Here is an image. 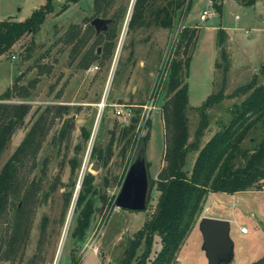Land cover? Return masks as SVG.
I'll use <instances>...</instances> for the list:
<instances>
[{
  "label": "rangeland",
  "instance_id": "obj_1",
  "mask_svg": "<svg viewBox=\"0 0 264 264\" xmlns=\"http://www.w3.org/2000/svg\"><path fill=\"white\" fill-rule=\"evenodd\" d=\"M66 1L52 0V12L32 36L33 45L28 52L25 48L30 36H24L9 53L0 55V93L15 76H21L23 86L36 79L32 88L29 87L31 96L27 103L30 109L1 152L0 167L44 107L59 105L68 108L66 115L57 116L53 109L46 114L41 146L35 153L33 165L20 170V176H25L27 182L30 179L38 181L37 188L33 187L31 201L23 205L18 196L12 197L0 215V264H69L71 257L78 259L79 264H119L127 240L155 210L159 193L153 182L165 166L163 148L168 138L160 107L165 100L167 64L176 56L175 45L184 26L196 27L192 28L194 37L183 55L188 59L182 75L187 89L184 116L188 142L192 141L199 120L195 108L209 94L222 89L223 94L228 95L247 84L255 74L259 76L257 83L264 84V75L260 74L264 63V0H255L251 5L243 4L247 0H220L214 4L213 0H185L176 11L170 29L160 28L146 18L145 25L127 33L126 23L134 0H115L112 10L123 6L126 11L119 25L110 28L115 34L110 53L101 58L106 60L92 63L85 70L76 65L77 60L89 47L93 53L98 49L96 55L101 56L106 38L102 33L94 36L93 29L88 27L92 0L70 1L68 7L60 11ZM165 1L159 0L158 3L164 4ZM43 2L0 0V21L23 20ZM217 4H220L219 12L214 6ZM69 27H73L76 34L64 43L61 38ZM96 37L97 42L91 45ZM73 44L77 46L71 50ZM178 51L182 53V47ZM243 98H224L207 110V126L199 147L227 124L232 106ZM148 105L151 109L144 111L143 106ZM117 109L129 117L135 109L140 110L135 131H140L141 136L148 133L146 145L141 147L136 143L121 154L123 142L116 143L108 164L105 167L98 165L96 172H88V167L96 160L92 148L104 149L109 131L118 135L121 124L114 114ZM68 117L73 124L59 139L58 130ZM80 126L89 131L86 141L80 136ZM262 137L258 128L255 134L248 136L243 147L253 149ZM140 149L144 152L147 177L145 210L113 208L105 217V209L95 212L83 240L77 242L71 232L76 219L74 201L78 190L75 187L83 173L95 175V182L100 186L105 178V194L107 197L115 195L127 162L130 164ZM193 159L194 153L188 152L184 171H190ZM72 185V197L64 204V193L69 192ZM257 189L260 190L253 188L234 195L208 193L201 202L198 218L171 264H206L196 229L199 217L204 215L221 217L229 222L234 258L228 264H252L262 258L264 180L258 183ZM15 205L24 207L23 231L13 250L7 251L5 234L11 225ZM241 227L247 230L246 234L240 232ZM152 239L147 260H151L160 248L158 237L154 235ZM142 252L143 245H140L136 257Z\"/></svg>",
  "mask_w": 264,
  "mask_h": 264
},
{
  "label": "trees",
  "instance_id": "obj_2",
  "mask_svg": "<svg viewBox=\"0 0 264 264\" xmlns=\"http://www.w3.org/2000/svg\"><path fill=\"white\" fill-rule=\"evenodd\" d=\"M70 1L75 2L76 0H67L61 6L60 11H64ZM184 1L166 0L164 4H161L158 3L159 0H134L126 23V33L145 25L146 18L160 28L170 29L174 15L182 7ZM217 1L220 0H213V4ZM254 2L255 0H247L243 4L251 5ZM114 3L115 0H92V14L87 18V22L95 17L107 18L110 22L106 31L102 33L106 38L103 44L104 53L98 56L96 51L95 53L91 51V47L87 48L77 60L76 65L80 69L85 70L92 63L106 60L101 58L110 53L112 39L115 36L110 28L119 25L126 11V7L123 6L119 10H112ZM214 6L219 12L220 4ZM52 9V0H44L43 4L33 9L23 20L0 21V55L9 53L15 43L24 36H30L29 45L25 48L28 52L29 47L33 45L32 36L38 31ZM88 27L92 29L89 25ZM75 31L73 27H69L64 32L62 41L67 43V40L76 34ZM194 32V29L187 27H183L179 31L175 45L176 56L170 59L167 64L165 100L160 109L163 127L168 133V138L163 148L165 166L159 170L157 178L153 182L155 190L159 193L155 210L151 218L145 221L142 227L127 240L119 264H171L181 242L198 218L201 202L208 193L234 195L253 188L259 191L258 183L264 180V84L257 83L259 77L257 74L247 84L237 87L228 95H224L222 89L209 94L195 108L199 120L193 139L188 142L184 116L187 89L186 84L182 81L183 68L188 66V59L183 55L190 39L194 37ZM97 40V37L94 38L91 45ZM77 42L79 40H76ZM75 46L77 44H73L71 50ZM181 47L182 53L178 51ZM260 74L264 75V63L260 68ZM20 78V75L15 76L12 83L0 93V154L30 109L27 102L31 96L30 88L36 79H32L26 86H23L20 84ZM242 97L244 98L239 101L240 103L232 106L227 124L212 134L199 147L202 132L207 126V110L224 98L239 99ZM16 100L19 102H15ZM50 109H53L57 116L66 115L68 110L67 106L59 105L44 107L42 113L32 122L21 141L0 167V215L4 213L6 205L12 197L18 196L23 205L28 204L32 199V190H34L33 187L37 188L38 181L30 179L27 182L25 176L22 178L19 173L24 166L31 167L33 165L35 153L41 146L46 114L50 112ZM139 111V109H135L129 123L119 126L117 136L114 135V131H109L110 137L104 149L92 148V154L100 167H105L108 164L116 143L123 142L121 154L127 149H132L136 143H140L141 147L146 145L148 133L145 132L141 136L140 131L138 133L135 131ZM72 124L73 121L69 117L62 122L57 135L59 139ZM258 128L263 133L260 142L253 149L243 147L248 136L255 134ZM79 130L81 138L86 141L89 138V131L85 130L83 126H80ZM188 152L194 153L189 172L183 169ZM73 164L74 162L71 161V167ZM128 166L129 162L118 181V186H120ZM95 180V175L85 171L79 183L74 201L75 226L71 232V236L77 242L83 240L84 232L95 212L105 209V217L113 209L114 195L107 197L104 191L107 180L102 179V186L96 184ZM20 185L25 189H19ZM73 188L74 185L70 187L69 192L64 193V204L69 203ZM23 205L21 208H18L17 205L14 207L12 222L5 234L7 251L13 250V245L16 244L23 231ZM154 235L159 239L160 248L151 260H147ZM140 245H143V252L136 257V251ZM69 264H79V260L71 257ZM252 264H264V256Z\"/></svg>",
  "mask_w": 264,
  "mask_h": 264
},
{
  "label": "water",
  "instance_id": "obj_3",
  "mask_svg": "<svg viewBox=\"0 0 264 264\" xmlns=\"http://www.w3.org/2000/svg\"><path fill=\"white\" fill-rule=\"evenodd\" d=\"M110 22L107 18L95 17L89 22L94 36L106 31ZM98 49H96V53ZM98 150L99 147H96ZM98 162L95 160L88 167V172H96ZM77 190L79 184L75 187ZM147 177L144 152L139 150L127 167L118 191L114 195L112 206L126 211H144L146 206ZM196 229L200 235V249L206 264H228L234 258V244L229 238V222L224 219L201 216Z\"/></svg>",
  "mask_w": 264,
  "mask_h": 264
},
{
  "label": "built area",
  "instance_id": "obj_4",
  "mask_svg": "<svg viewBox=\"0 0 264 264\" xmlns=\"http://www.w3.org/2000/svg\"><path fill=\"white\" fill-rule=\"evenodd\" d=\"M205 14H206L205 16H208V13L206 11H205ZM11 58L13 59L14 57L11 56ZM100 104H102V102ZM149 105H148V107L143 106V110L144 111L146 110L147 112H149V110L151 109V106H149ZM102 106H103V104H102ZM114 114H115V117L117 118V120L119 121V123L121 125H127L129 123L130 117L127 115V113L125 114L122 110L117 109V110H115ZM145 117H146V115H145ZM240 232L244 234V233H247V230L244 227H241Z\"/></svg>",
  "mask_w": 264,
  "mask_h": 264
},
{
  "label": "crops",
  "instance_id": "obj_5",
  "mask_svg": "<svg viewBox=\"0 0 264 264\" xmlns=\"http://www.w3.org/2000/svg\"><path fill=\"white\" fill-rule=\"evenodd\" d=\"M133 1V0H132ZM92 5V4H91ZM184 27H186V26H184ZM188 27V26H187ZM190 27V26H189ZM191 28H196V27H191ZM219 31H221L220 29H219ZM198 32V31H197ZM253 72V71H252ZM255 72V71H254ZM253 72V73H254ZM255 74V73H254ZM186 96H187V94H186ZM262 192H264V191H262ZM205 216V215H204ZM205 217H211V218H217V219H224V218H219V217H212V216H205ZM243 234V233H242ZM244 234H246V233H244Z\"/></svg>",
  "mask_w": 264,
  "mask_h": 264
},
{
  "label": "bare ground",
  "instance_id": "obj_6",
  "mask_svg": "<svg viewBox=\"0 0 264 264\" xmlns=\"http://www.w3.org/2000/svg\"><path fill=\"white\" fill-rule=\"evenodd\" d=\"M101 106H102V105H101ZM101 106H100V107H101ZM61 243H62V242H61ZM60 246H61V245H60ZM59 251H60V248H59ZM59 253H60V252H59Z\"/></svg>",
  "mask_w": 264,
  "mask_h": 264
}]
</instances>
